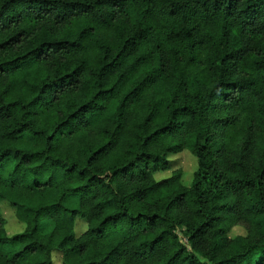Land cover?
Instances as JSON below:
<instances>
[{
  "label": "trees",
  "instance_id": "obj_1",
  "mask_svg": "<svg viewBox=\"0 0 264 264\" xmlns=\"http://www.w3.org/2000/svg\"><path fill=\"white\" fill-rule=\"evenodd\" d=\"M1 202L0 264H264V0H0Z\"/></svg>",
  "mask_w": 264,
  "mask_h": 264
},
{
  "label": "rangeland",
  "instance_id": "obj_2",
  "mask_svg": "<svg viewBox=\"0 0 264 264\" xmlns=\"http://www.w3.org/2000/svg\"><path fill=\"white\" fill-rule=\"evenodd\" d=\"M168 159L171 160L170 166L163 170L153 173V177L155 179H161L167 177L171 174L172 170H178L180 172V181L184 186H188L192 172L195 169V159L192 154L187 149H182L181 151L169 155ZM1 214L5 220V231L7 234H13L19 232L22 229L20 223L16 221L14 218L12 210L7 206L5 202L0 203ZM49 225L46 230L49 229ZM85 228V224L81 220H76L75 229L76 233L81 232ZM245 233V229L240 225L232 226L227 232V236L233 237L235 235H243ZM180 235V234H179ZM181 240H184L181 238ZM53 263L57 264L59 261L58 255H54L52 257Z\"/></svg>",
  "mask_w": 264,
  "mask_h": 264
}]
</instances>
